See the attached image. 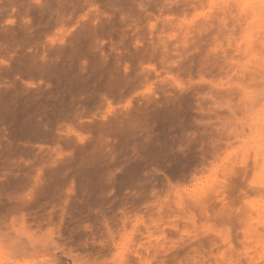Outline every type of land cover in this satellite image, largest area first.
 Masks as SVG:
<instances>
[{
    "label": "rangeland",
    "instance_id": "rangeland-1",
    "mask_svg": "<svg viewBox=\"0 0 264 264\" xmlns=\"http://www.w3.org/2000/svg\"><path fill=\"white\" fill-rule=\"evenodd\" d=\"M18 228L77 264H264V0H0V264H72Z\"/></svg>",
    "mask_w": 264,
    "mask_h": 264
},
{
    "label": "bare ground",
    "instance_id": "bare-ground-1",
    "mask_svg": "<svg viewBox=\"0 0 264 264\" xmlns=\"http://www.w3.org/2000/svg\"><path fill=\"white\" fill-rule=\"evenodd\" d=\"M84 30H86V32H85V35H83V36L81 35L80 36L81 39L73 40L72 42H70L71 44H73V46L75 45L74 42H79L80 41L83 44H85V43H87L88 40H90L91 28L87 27ZM37 129L39 130L38 127H37ZM38 130H37V132H40V130L39 131ZM158 151L160 152L161 150L159 149ZM14 234H15V238L14 239H15V244H16V245H14V247L22 246L23 250H27V249L30 250L31 249L34 252H39V253L52 250L54 252H59L61 255H65L68 259H70L72 264H77L78 263L77 259L74 256H71L69 253H65L64 250L60 249V246L58 245V243H56L53 240V237H52V235L50 233H47L42 238L38 239V238L35 237V235L33 233H30L29 231H27V230H25L23 228H18V229L14 230ZM146 234H148L147 239H150L152 237V234H150L149 231H147ZM155 244H158L157 239H155ZM123 247H124V245L122 246V248ZM53 254H55V253H53ZM116 264H121V260L119 259V261L116 262Z\"/></svg>",
    "mask_w": 264,
    "mask_h": 264
}]
</instances>
